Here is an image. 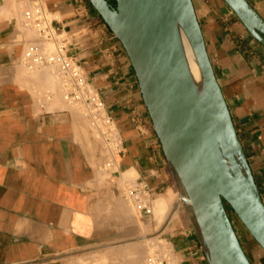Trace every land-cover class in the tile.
Returning a JSON list of instances; mask_svg holds the SVG:
<instances>
[{
    "label": "crops",
    "instance_id": "0c3cea01",
    "mask_svg": "<svg viewBox=\"0 0 264 264\" xmlns=\"http://www.w3.org/2000/svg\"><path fill=\"white\" fill-rule=\"evenodd\" d=\"M192 1L264 202V46L224 0ZM246 1L264 20V0ZM38 2L52 15L56 41L43 40L24 17ZM59 42L104 101L110 137L70 101L57 66L24 58L31 45L47 55ZM141 182L150 203L161 199L172 216L139 214L168 259L209 264L187 210L177 207L181 196L131 61L90 1L0 0V264H135L134 209L125 193ZM250 246L264 264L254 240Z\"/></svg>",
    "mask_w": 264,
    "mask_h": 264
},
{
    "label": "water",
    "instance_id": "95a60500",
    "mask_svg": "<svg viewBox=\"0 0 264 264\" xmlns=\"http://www.w3.org/2000/svg\"><path fill=\"white\" fill-rule=\"evenodd\" d=\"M123 45L144 104L209 264H252L225 202L264 250V202L217 81L192 0H89ZM264 46V20L224 0ZM195 53L194 82L180 32Z\"/></svg>",
    "mask_w": 264,
    "mask_h": 264
},
{
    "label": "built area",
    "instance_id": "2783aa9c",
    "mask_svg": "<svg viewBox=\"0 0 264 264\" xmlns=\"http://www.w3.org/2000/svg\"><path fill=\"white\" fill-rule=\"evenodd\" d=\"M28 24L33 25L39 32V36L45 41L58 40V30L53 25L52 15L46 10L40 2L36 3L31 9L24 13ZM25 60L32 66L55 65L59 68L60 73L69 81L70 95L72 103L81 104L85 107V114L92 118L96 124L104 128V134L110 137L115 128L111 118L106 115L105 103L101 99L98 91L91 86L86 80L85 75L79 66L66 53V46L59 42L51 54L44 55L39 52L35 45L27 48L24 54ZM113 152H119L120 143L112 142ZM115 162L110 160L108 169L115 166ZM127 199L132 203L133 208L138 214H152V204L150 203V191L146 183L141 182L135 186L129 187L125 193ZM149 201V203H148ZM159 245H154L152 252L149 253L144 264H176L163 256L158 251Z\"/></svg>",
    "mask_w": 264,
    "mask_h": 264
},
{
    "label": "rangeland",
    "instance_id": "374dc122",
    "mask_svg": "<svg viewBox=\"0 0 264 264\" xmlns=\"http://www.w3.org/2000/svg\"><path fill=\"white\" fill-rule=\"evenodd\" d=\"M110 3L114 4L115 0H108ZM179 195H177L176 203L177 207L185 208L183 205V201L179 200ZM152 209L155 214V202H152ZM134 209V208H133ZM166 207L164 210V213L160 216H157L155 214L154 218L158 220H163V221H168V219H172L170 215L165 216L166 214ZM165 216V217H164ZM229 216L231 218L232 224L234 226V229L236 231V234L250 260L252 259L251 263L252 264H261L260 261L256 259L255 256L252 255V247L250 244L253 242V238L250 235V233L247 231L243 223H239L236 219V214L230 210L229 211ZM134 221H135V236L133 239L134 242V247H133V254H134V260L135 264H143L145 262L146 256L152 252V248L155 245H159L158 251H160L163 256H167L168 254V249L166 246L160 245V242L157 240V235L155 232H153V229L151 230V226L147 227L150 224V221H144L141 219L140 215L135 211L134 209ZM254 242L258 245V243L254 240ZM257 249L262 248L258 245ZM264 254V251H263Z\"/></svg>",
    "mask_w": 264,
    "mask_h": 264
},
{
    "label": "bare ground",
    "instance_id": "6f19581e",
    "mask_svg": "<svg viewBox=\"0 0 264 264\" xmlns=\"http://www.w3.org/2000/svg\"><path fill=\"white\" fill-rule=\"evenodd\" d=\"M180 38H181L180 41H181L182 52H183V55H184V57L186 59L190 74H191L194 82L196 83V85L198 87H200L202 85L203 78H202V75H201V71H200V68H199L195 53H194L193 48L191 46V43H190L188 37L186 36V34L183 31L180 32ZM125 176L129 177V176H132V174L127 173V174H125ZM180 199L184 203V199L188 200V197L184 193L183 198L181 197ZM164 210H165L164 201H162L161 199H157L156 202H155V214L157 216H160V215H162L164 213ZM235 217H236V219H237V221L239 223L242 222L237 215Z\"/></svg>",
    "mask_w": 264,
    "mask_h": 264
},
{
    "label": "trees",
    "instance_id": "16d2710c",
    "mask_svg": "<svg viewBox=\"0 0 264 264\" xmlns=\"http://www.w3.org/2000/svg\"><path fill=\"white\" fill-rule=\"evenodd\" d=\"M113 5H116V1L114 2ZM225 207H226V210H227V211L232 210L231 207H230L226 202H225Z\"/></svg>",
    "mask_w": 264,
    "mask_h": 264
},
{
    "label": "flooded vegetation",
    "instance_id": "af4514ba",
    "mask_svg": "<svg viewBox=\"0 0 264 264\" xmlns=\"http://www.w3.org/2000/svg\"><path fill=\"white\" fill-rule=\"evenodd\" d=\"M228 215H229V211H228ZM230 217V216H229ZM231 219V218H230Z\"/></svg>",
    "mask_w": 264,
    "mask_h": 264
}]
</instances>
